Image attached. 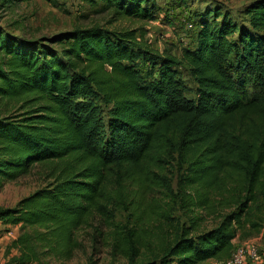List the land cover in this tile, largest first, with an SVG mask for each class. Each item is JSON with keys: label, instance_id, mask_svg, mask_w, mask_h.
Returning <instances> with one entry per match:
<instances>
[{"label": "trees", "instance_id": "16d2710c", "mask_svg": "<svg viewBox=\"0 0 264 264\" xmlns=\"http://www.w3.org/2000/svg\"><path fill=\"white\" fill-rule=\"evenodd\" d=\"M27 1L0 0V10ZM158 1L83 0L93 12L135 22L153 20ZM239 15L241 23L205 10L192 21L194 45L179 56L152 49L142 27L91 26L25 41L0 25V190L35 169L51 180L0 209V223L17 230L7 264L70 261L80 231L93 229L96 243L103 235L96 219L114 220L116 200L132 197L141 206L151 166L176 159L186 167L183 208L223 213L213 229L182 232L146 264L226 262L240 233H260L264 0ZM181 71L195 84L194 100L185 96ZM141 214L145 225L155 215L142 207ZM131 237H116L113 253L132 264L138 251Z\"/></svg>", "mask_w": 264, "mask_h": 264}, {"label": "rangeland", "instance_id": "374dc122", "mask_svg": "<svg viewBox=\"0 0 264 264\" xmlns=\"http://www.w3.org/2000/svg\"><path fill=\"white\" fill-rule=\"evenodd\" d=\"M252 0H185V4L175 0L158 1L159 10L151 21L135 22L114 18L110 13H96L88 8L83 0H29L0 10V25L9 33L25 41L47 40L54 35L69 32L76 28L99 26L109 30H136L143 28V41L159 53L172 52L179 56L182 48L194 45L195 26L192 21L205 10H220L227 13L237 23H241L239 11ZM194 16V17H193ZM187 99L194 100L195 84L186 71H181ZM179 159L171 161L166 167L162 164L151 166L147 173V186L141 206L135 199L125 200L110 210L116 212L114 220L96 219L95 227L102 230L103 235L94 243L93 229H85L77 234L81 248L73 258L62 264H131L121 252L113 253V241L128 239L132 235L138 257L132 264H146L158 257V251L175 242L182 232L191 236L209 231L218 225V217L223 211L208 215L202 211L183 208L185 194L182 188V174L185 166ZM161 177L171 184L172 194L168 193ZM48 180L38 169L16 182L5 185L0 190V209L14 208L16 204L45 188ZM136 190H131L130 194ZM129 194V195H130ZM141 207L153 211L154 216L149 225L141 223ZM15 228L0 223V264H7L12 252L7 255V245ZM137 234L139 237L137 238ZM255 246L257 259L246 257L243 264H264V225L260 233L246 238L240 233L233 241V251ZM121 247L126 249V242ZM203 264H225L224 261L209 260Z\"/></svg>", "mask_w": 264, "mask_h": 264}, {"label": "built area", "instance_id": "2783aa9c", "mask_svg": "<svg viewBox=\"0 0 264 264\" xmlns=\"http://www.w3.org/2000/svg\"><path fill=\"white\" fill-rule=\"evenodd\" d=\"M246 257L257 259V249L255 246H249L247 249L239 248L231 255V258L225 264H243Z\"/></svg>", "mask_w": 264, "mask_h": 264}, {"label": "crops", "instance_id": "0c3cea01", "mask_svg": "<svg viewBox=\"0 0 264 264\" xmlns=\"http://www.w3.org/2000/svg\"><path fill=\"white\" fill-rule=\"evenodd\" d=\"M17 237V230H13V232L11 233V238L9 239V243L14 240ZM8 243V244H9ZM13 254H15V252H13Z\"/></svg>", "mask_w": 264, "mask_h": 264}]
</instances>
